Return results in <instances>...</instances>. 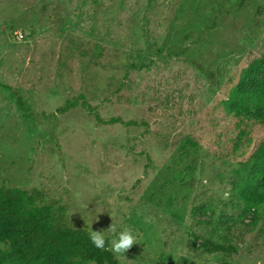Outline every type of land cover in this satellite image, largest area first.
<instances>
[{
	"label": "rangeland",
	"instance_id": "1",
	"mask_svg": "<svg viewBox=\"0 0 264 264\" xmlns=\"http://www.w3.org/2000/svg\"><path fill=\"white\" fill-rule=\"evenodd\" d=\"M262 57L264 0H0V188L131 230L119 264H264L234 190L264 127L226 105ZM80 96L94 114L59 112Z\"/></svg>",
	"mask_w": 264,
	"mask_h": 264
},
{
	"label": "trees",
	"instance_id": "2",
	"mask_svg": "<svg viewBox=\"0 0 264 264\" xmlns=\"http://www.w3.org/2000/svg\"><path fill=\"white\" fill-rule=\"evenodd\" d=\"M261 72H264V57L252 62L243 72L226 105L234 117L264 127V80L258 79ZM77 106L94 114L83 96L67 100L58 110L65 113ZM95 117L100 124L116 123L114 119L104 121L97 114ZM234 190L247 210L256 211L264 206V139ZM42 200L38 190L0 188V264H119L107 240L105 248H96L84 229L58 223L52 207L40 204ZM218 248L234 252L231 247Z\"/></svg>",
	"mask_w": 264,
	"mask_h": 264
},
{
	"label": "clouds",
	"instance_id": "3",
	"mask_svg": "<svg viewBox=\"0 0 264 264\" xmlns=\"http://www.w3.org/2000/svg\"><path fill=\"white\" fill-rule=\"evenodd\" d=\"M111 231L114 235L111 237L110 241H108L109 250H111L115 254H124L134 245L136 244V237L133 232L127 228L116 231V229L111 225V227L106 230ZM105 231H93L91 230L89 233V238L92 244L96 248H105L106 239L104 236Z\"/></svg>",
	"mask_w": 264,
	"mask_h": 264
},
{
	"label": "built area",
	"instance_id": "4",
	"mask_svg": "<svg viewBox=\"0 0 264 264\" xmlns=\"http://www.w3.org/2000/svg\"><path fill=\"white\" fill-rule=\"evenodd\" d=\"M22 37V36H21Z\"/></svg>",
	"mask_w": 264,
	"mask_h": 264
}]
</instances>
